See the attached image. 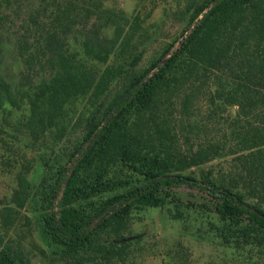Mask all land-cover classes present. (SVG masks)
<instances>
[{
	"label": "trees",
	"instance_id": "16d2710c",
	"mask_svg": "<svg viewBox=\"0 0 264 264\" xmlns=\"http://www.w3.org/2000/svg\"><path fill=\"white\" fill-rule=\"evenodd\" d=\"M191 5L179 38L125 74L106 104L121 71L97 75L86 65H104L120 32L96 25L94 0H0V113L22 110L28 128L46 130L61 123L69 100L90 99L64 162L53 170L38 163L34 188L19 173L11 196L18 210L38 202L61 264H125L131 213L169 205L172 220L182 219L179 208L211 215L220 238L240 240L264 264V0ZM227 157L230 184L209 170L187 174ZM179 188L202 204H182ZM0 264L28 263L0 238Z\"/></svg>",
	"mask_w": 264,
	"mask_h": 264
},
{
	"label": "rangeland",
	"instance_id": "374dc122",
	"mask_svg": "<svg viewBox=\"0 0 264 264\" xmlns=\"http://www.w3.org/2000/svg\"><path fill=\"white\" fill-rule=\"evenodd\" d=\"M193 1L197 0H94L98 10L92 20L96 25L117 27L120 32L119 45L104 65H86L97 75L106 70L121 71L117 79L109 82L104 103L109 104L119 95L125 74L143 69L164 44L179 38ZM112 30L106 33L109 38ZM6 67L11 69L10 61ZM89 101V96L69 100L61 123L46 130L28 128L22 110L0 113V238L3 244L19 250L28 264L61 263L41 231L38 202H27L19 210L12 206L15 179L19 173L28 172V182L33 188L37 187L42 175L38 163L44 165V170H53L55 165L64 162L81 137L82 122L90 109ZM232 113L233 110L228 109L219 114L215 119L218 124L208 127L207 131H217L225 116ZM207 131L205 134L209 137ZM230 159L213 161L187 174L197 178L199 172L209 170L215 179L230 184L224 172L231 164ZM176 197L182 204H202L195 190L179 188ZM173 210L169 205L131 213L127 236L130 237V255L125 264H254L258 258L257 252L242 246L240 240L227 243L220 238L219 224L211 215L179 208L182 219L172 220Z\"/></svg>",
	"mask_w": 264,
	"mask_h": 264
}]
</instances>
